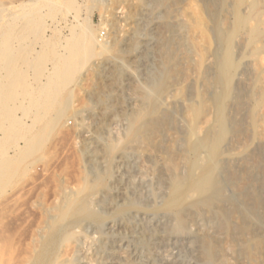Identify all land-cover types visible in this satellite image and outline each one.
Masks as SVG:
<instances>
[{
	"label": "bare ground",
	"instance_id": "bare-ground-1",
	"mask_svg": "<svg viewBox=\"0 0 264 264\" xmlns=\"http://www.w3.org/2000/svg\"><path fill=\"white\" fill-rule=\"evenodd\" d=\"M22 1L23 3L18 4L17 7L19 8L18 14H10V22L0 25V67L8 73L7 76L0 73V128L5 125L6 119L10 125L15 123V119L11 116L13 109L11 110L12 106L10 107L9 103L18 94L16 92L18 84L16 79L20 75L22 76V74L16 76L15 68L36 67L39 69L44 65L46 53L43 50H36V55L32 56L31 59L32 49H27L21 45V41L30 35L35 36V39L42 43L41 45L45 44L42 34L44 31L43 14L36 3L47 2L52 13L56 9L55 2L58 0ZM66 1L67 6H71L73 1ZM165 2L166 0H128L126 6L120 5L119 8L122 9V12L110 26L109 40L104 42L98 41L89 18H84L82 22L76 20V24L72 25V28L70 27V35L66 38L64 45L66 54L61 53L54 59V67H60L62 70H64L63 68H70L71 73L68 76L65 73L64 77L74 78L75 70L84 65L96 52L106 51L108 47H116L117 49L116 52L114 51L115 53L110 55L113 57L111 62L114 61L113 66H111L113 67L114 80L109 81L113 82H110L111 84L108 86L100 85V87L89 84L88 93L91 94L95 103H99L104 110H107L105 117L108 120L114 123L119 117L126 120V128L123 131L124 134L122 133L124 137L122 136V140L111 137L112 139L107 143L105 142L106 144L102 148L99 146L100 137L99 140H95V145L84 142L81 152L84 154L86 168L82 171L80 169L79 173L77 172V180L76 177L74 178L76 183L70 186L63 180L64 177L59 180L58 195L53 197L54 200L49 205L47 202L45 203L47 205L44 207L45 211H41L42 220L35 225L36 227L33 225L34 228L28 236H26L27 233L23 232L22 234V231L20 232L23 237L25 234L26 238L19 237L18 232L19 236L14 234L5 240H3L5 236H2L3 241L0 239V264H212L213 258L217 259L220 254L218 251H216L218 254L214 251L216 246L209 236L210 233L208 234L210 230L207 233L205 231V235L204 232L200 233L201 228L200 232L192 230L189 227L190 224H186L188 218L185 219L186 215L180 209L190 198H198L199 196L205 197L202 202L206 205H212L217 201L216 203L221 207L219 211L222 215V218L219 216L222 221L219 222L221 224L218 223V229L221 225L222 229H220L225 235L229 231L231 233L234 224L231 226L230 223H232L231 219H234L236 224L234 228L239 236L240 250H238V255L240 256V264H257L260 254L263 256L260 250V243L264 239L262 238L263 234L252 231L254 227L251 226L264 225V0H221L217 6L211 0H173L172 4H165ZM188 4L196 14L189 13L188 9L184 8ZM67 6L65 5V7ZM160 8L166 14L170 15L171 13V23H174L177 32L176 42L174 41L175 46L172 45V52L167 57L162 55L165 57L162 63L164 68H161L160 65L162 64H157L162 69L159 76L154 75V71L150 70L151 67L145 72L146 86L145 84L144 86L136 85L138 100L135 99L136 102L134 101L133 105L130 104L131 108L126 110L121 96L118 95L120 88V86L118 88V84L120 85L119 79H121L119 77L122 74V67H124L119 59L116 61L118 53L124 48V46H118L120 44L118 41L121 34H124L122 36H125V47L127 46L129 50L138 53L140 60L144 62V59L153 49L151 47L152 42L149 41L151 38L149 40L143 38L149 26L158 34L162 29L169 30L168 26L171 25H166L161 21L163 18L165 19L166 14L160 15ZM149 19L151 20L149 21ZM119 21L127 22V27L121 28ZM17 22H19V26L16 25ZM165 22L167 23L166 20ZM197 31L200 33L199 41L193 38ZM152 33L150 32L148 35ZM174 37L176 38V36ZM15 42L19 43L18 46L14 44ZM137 57L134 59L136 60ZM143 62L140 65L147 67L144 65H148V63L143 64ZM140 65L138 64V67H141ZM94 66L90 68L101 71L98 64ZM94 72L97 71L94 70ZM84 73L88 75L86 72ZM85 74L84 76L79 75L75 79V83L78 85H81L82 82L86 83L84 81ZM116 80L119 81L116 82ZM54 84L50 83L52 91ZM47 85L48 83L45 86ZM169 85H172V93L168 92L167 94V91L170 90H167ZM27 86L23 85L24 93L29 95ZM45 86L42 85L41 87L44 89ZM183 88L187 90H185V95V92L181 95ZM174 93L176 96L180 95V101L185 99L183 101V116L185 115L189 121L191 155H189L190 159H187L183 153L182 156L184 157L181 156L183 162L187 160L189 163L190 171L188 173L184 170L175 172L177 165L174 147L172 148L173 143H163L164 137L161 135L166 127L165 115L167 113H160V111L158 118L153 116L156 112L158 99L161 100V96L164 94H166L164 98L165 96H167L166 98L174 97ZM185 96L186 98H182ZM68 97H65L66 101L70 99ZM170 99L168 100L169 105L172 102ZM62 102L64 103L63 106L60 109H55V113L47 119L43 128L35 131H27L28 129L25 128L22 131L25 144L12 148L14 153L17 154L25 150L33 151L41 147L42 139L45 140L48 136L49 129L58 127L65 116L68 105L64 100ZM179 102L173 104L181 106ZM181 108L183 110V107ZM164 111L166 112V110ZM170 113L168 111V117ZM180 114L175 115L180 118ZM40 117L41 120L42 117ZM185 117L183 118L184 121L187 120ZM182 125L184 127V124ZM8 133L11 135V128ZM93 139H95L94 136ZM134 142L138 144L139 149H144L146 154L148 153L147 150L150 153L149 156H156L159 161L161 160L159 163L161 166L158 167L159 169L157 168L158 170L155 169V173H152L154 180L149 181L144 178L146 176L141 178L147 172L144 169L150 166L148 163V166L145 167L142 162L145 168L135 170V172L139 171L142 174L139 175L141 179L137 182L130 177L133 171L129 174V170L125 168L124 170L128 172V179L125 178V181L127 179V186L123 188L124 193L119 195L117 200H114L116 198L110 191L115 186L113 187L112 182H108L112 176L111 167L114 155L115 153H122L125 156L124 151L133 149L132 144ZM12 157L9 154L0 153V175L8 174L11 165L18 164L19 159ZM135 157L137 159V156ZM120 158L122 159V157ZM147 158L146 160L142 159V161H148ZM136 162L138 161H135L134 164ZM129 164L132 165L131 162ZM134 164L133 169L136 168ZM183 166L181 165L182 169ZM136 174L133 178H136ZM149 175L151 176V174ZM50 182L52 183L51 180ZM53 187H56L54 183ZM41 188L43 191V187ZM121 189L120 187L119 190L121 191ZM40 190L39 188L38 193H41ZM98 192H101V196L99 199L93 200V197L96 196L95 193ZM221 199H224V204L218 203L221 202ZM5 202L6 199L3 203ZM33 204L39 207L42 203L40 199L36 198ZM213 209L211 208V210ZM147 211L154 213L161 211L162 214L158 213V216L151 218L148 215L145 217L144 212ZM39 213L37 212V214ZM34 220L32 221L33 224L38 222V220ZM188 221L190 220L188 219ZM117 223H123L130 232L128 240L120 235L117 236L113 227ZM89 225L95 228L92 232L96 234L94 236L93 233H89L91 236H88L89 239L96 237L98 241L89 242L88 245H85L84 234L87 233L86 227ZM75 228L79 230L75 231ZM117 229L120 232V226ZM141 248L145 249L144 255L138 250ZM192 258L196 261H193ZM228 259L222 255L220 260L222 263H226Z\"/></svg>",
	"mask_w": 264,
	"mask_h": 264
},
{
	"label": "rangeland",
	"instance_id": "rangeland-1",
	"mask_svg": "<svg viewBox=\"0 0 264 264\" xmlns=\"http://www.w3.org/2000/svg\"><path fill=\"white\" fill-rule=\"evenodd\" d=\"M62 1H63V3H62ZM72 1L73 2L71 4V6H67L66 0H60V2H59V0L56 1L55 2L56 9L52 13L50 12L51 7L47 2H44V3L42 1L37 2L38 4L36 3V6L38 5V8L39 7L41 8L40 11H42V14H43L42 21H43V25H44L45 29L43 28L44 31L42 32V34L44 36L43 38H44L45 44L41 45L42 43H40V41L35 39V36L33 37V35H30L27 39H24L23 41H21V45H23L27 49L28 48L32 49V51H33L31 53L32 55L30 54L31 59L33 58L32 56L36 55V53H35L36 50L37 51L43 50V52H45L46 54H45L43 67H39V69L41 68L42 71L36 67H34V68L33 67H16L15 68V74L17 73L16 76H19V74H22V76L20 75L16 79V82H18L17 87H16V92L18 94H17L16 98L14 97L12 99V101H10V103H9V106L13 107V108L11 107V110L13 109L11 112V116L15 119V121H14L15 123H13L14 126H13V124L10 125L8 123V120L6 119L5 125L0 128V153L9 154L10 156H13L12 157L13 159L16 157H17L16 159H19L18 164L16 163V165L15 164L11 165V168H10L8 174L4 173L5 175L4 174L0 175V202L1 201L4 202L5 199L7 202V203L1 202V204L3 203V205L0 204L1 205L0 206V239L1 240L3 239L4 236H5V238L3 240H5L7 237H10L11 235H14V234L17 236H19V234H20L19 237H21L22 239L25 237L26 233H27L26 236H28L29 232L34 227H36L35 225H37L39 223V221L42 220V218H43L42 212L45 211L44 207L49 205L54 200L53 197L55 198L56 194L58 195L59 191L57 189V186H58L59 180H62V178L64 177L63 180L66 181L70 186H72L73 184L76 183V182H74V178L76 177V180H77V176H78L77 172L80 171V169L82 171L86 168L85 167L86 162L84 160V154L81 152L82 146H83L85 141H86L85 143H87V144L91 145V143H92V145H95L96 144L95 140L96 139L99 140L101 138L99 140V143H100L99 146L102 148V146L104 144H106L107 141H109L110 139H112V138L117 139L118 138V139L122 140V138L124 137V135H122V133L124 134L123 131H125V128H126V124H125L126 120L122 117H119L118 119H116L117 120V121H115L116 123L108 120L105 117L107 114V110L106 109L104 110L103 106L99 105V103H95L93 97H91V94L88 93L89 84L91 86L95 85L96 87H100V85L108 86V84L109 85L111 84L110 82H113V81H109V80H114V73L112 72L113 67H111L114 64L113 63L114 61L111 62V60H113L112 59L113 57H111L110 55L113 54L114 51L116 52V50H117L116 47H114V48L108 47V49L106 51L105 50H103V52L98 51L95 54H93L90 57L91 59L89 58L88 61H86L84 65L78 67L75 70L76 71L75 73L76 74L78 73V75L74 74V78H72V79L71 78L69 79L67 77L71 73L70 68L69 69H68V67L66 69L63 68L64 70H62V69H60V67L59 68L54 67V63H55L54 59H55V57H57L61 53L66 54V51H65L66 49H64V45H65L66 38L70 35V30L72 28L71 26L76 24L77 21L82 22L84 18H89L92 30H94L95 36L98 38L99 42L100 41L104 42V41L109 40L108 37L110 34V29H111L110 26L114 23L116 17L118 15H120V13L122 12V9H120L119 7L126 6L128 0H72ZM220 1L221 0H216V1L211 0V2L212 3L214 2V5H216V6ZM172 2H173V0H171V1L166 0L165 4H167V3L172 4ZM22 3H23L22 0H0V5H1L0 6L1 7L0 8V17H1V20H0L1 24L0 25H4L5 22H7V23L10 22V19H11L10 14L17 13L19 10V8H17L18 4L20 5ZM45 3H47V4L45 5ZM96 3L98 4V7L95 8V6H97ZM3 5L6 7V9ZM58 5H60V6H58ZM65 5L67 7H65ZM185 6H184V8L188 9L189 13L193 12L192 14H196V12L193 11L192 7L189 6V4L185 5ZM42 8H44V9H42ZM161 9L162 8H160V11H159V13H161L160 15H165L166 13L162 12L163 10H161ZM165 16H166L165 19L163 18L161 21H163V23L166 25L171 24L168 26L169 30L162 29L161 32L160 31L158 32V34L160 33L158 35L156 33V31L152 30L149 26V28L151 30L148 28L149 32L147 29V32L143 36V38H145L146 40L147 39L149 40L151 38L149 41L152 42V44L154 45V47H153V45L150 43L151 47L153 48V49H151L153 52L152 51L149 52L147 58L144 59L146 61V62L144 61L145 63L142 60H140L141 58L139 55H137L138 53H136L135 51L129 50V48H127V46L125 47V39H124L125 36H122L124 34H121V37L119 38L118 42L121 45L119 44L118 46H120V47L124 46V48L121 49L122 51L119 50L120 52L117 55L116 61H118V59H119L122 62V64H124V67H122V74H120V77H119L121 79L118 78L120 81L116 80V82H118V81L120 82V85L118 84V88L120 86V88H119L120 92L118 90V93H119L118 95L121 96V99L124 102V105L126 106V110H128V108L130 107L129 106L130 104L133 105V103H135L136 100H138V93H137L136 85H143L144 86V84H145V86H146L145 72L147 70H149V68L151 67L153 70L152 69H150V70L154 71V73H155V74L154 73L153 74L156 76L157 75L159 76L160 72H162V69L164 68V64H162L163 59H165V57H167V55L170 52H172V45H174L176 42L177 32L175 31L176 28L174 26V23H171L172 22L171 13H170V15L166 14ZM2 17L3 18L6 17V18L3 19ZM150 20L151 19H149V21ZM165 20L167 21V23L165 22ZM168 21H170V22H168ZM119 23H121L120 24L121 28L125 29L127 27V25H126L127 22H124V21L120 22L119 21ZM16 25L19 26V22H17ZM170 26H171V28H170ZM76 27H78V26H76ZM75 29H77V28H75ZM152 31H154V32L152 33ZM150 32L152 34L148 35V33H150ZM164 32H166V33H164ZM154 34H156L157 36ZM161 34L162 35L164 34L163 37ZM174 36H176V38ZM153 37H154V39H153ZM155 37H157V38H155ZM193 38H195L197 41H199L200 33L197 31L194 34ZM155 39H156V41H155ZM163 41H164V43H163ZM157 42H158V44H157ZM14 44L16 46H18L19 43L15 42ZM155 45H157V47H155ZM42 46H43V48H42ZM123 49H124V51H123ZM164 52L167 54H165ZM54 54H55V56H54ZM150 54H151V58H150ZM163 54L165 57L164 56L162 57ZM53 56H54V58H53ZM136 56H138L137 57L138 59L136 58V60H135L134 57H136ZM137 60H138V62L136 63ZM97 61H98V63H97ZM142 62H143V64L148 63V65L147 64L144 65V66H147L148 69H147V67H142L140 65V63H142ZM156 62H158V63H156ZM33 63H34V61H33ZM95 63L98 64V67H100L101 71L100 70L98 71L97 69H94V68L93 69L90 68L91 66L96 65ZM111 63H112V65H110ZM138 64L141 67H138ZM157 64H159V65L162 64V65H160V66H162L161 67L162 69ZM16 70H18V71L16 72ZM79 70L81 73L78 72ZM94 70L97 72H94ZM39 71L41 72V75H40ZM61 71H62V73H61ZM63 72H64V74H63ZM82 72H83V74H82ZM84 72H86L88 75H86ZM99 72H100V74H98ZM131 72H133V73H131ZM0 73L3 76H7V74H8L1 67H0ZM38 73H39V75H38ZM65 73L67 75L66 77H64ZM156 73H158V74H156ZM84 74L86 75L85 79H84V81H86V83L82 82L81 85L76 84L75 79L78 78L79 75L84 76ZM57 76H59V77L57 78ZM111 76H113V77H111ZM133 76H135V77H133ZM20 77L23 81L20 79ZM51 78H53V79H51ZM66 80H68V82H66ZM87 80H88V82H87ZM49 81H51V82H49ZM23 83H25V84H23ZM44 83H46V84L48 83V85L45 86L46 84H44ZM50 83L51 84L55 83L54 84L55 86L53 85L54 86L53 91H52V85H50ZM61 83H64V84H61ZM128 83H129V85H128ZM183 83H185V82H183ZM41 84L43 86H45L44 89L41 87L42 86ZM23 85H26V86L28 85L27 89L29 91V95H26L24 93L25 90H24ZM48 87H50V88H48ZM171 87H172V85L171 86L169 85V87L167 88V90L168 89L171 90V91L170 90L167 91V94H168V92L172 93ZM32 88H33V90H32ZM188 88H189V86H188ZM183 89H181L182 90L181 95L186 90V89H184V90ZM30 92H32V93H30ZM40 92H41V94H40ZM44 92H45V94H44ZM185 94H186V92L184 93V95ZM39 95H41V96H39ZM164 95H166V94H164ZM164 95L161 96V100H160V98L158 99L157 105H156V112L153 114V116H154V118H158V115H160L159 114L160 111H161L160 113H164V114L165 113L168 114V111H169V113L171 111H173L170 113L172 115L171 117H170V114H169V117L167 114L165 115V118H166L165 119V122H166L165 128L167 129V131L164 128L163 134L161 136L164 137L162 139L164 141L163 142L164 144L171 142L174 145V146L172 145V148L174 147L173 151L175 154L174 155L175 156V163L177 165V169H175V172L184 170L186 173H188L190 171L189 163L187 162V160H184V162H185V164H184L183 159L181 158V156L183 154H185L187 159H190L189 155H191L190 145H189V141H190L189 121H188L187 117H185V115L183 116V114H184V102L183 101L185 99L180 101V99H181L180 95L176 96V93H174V97L169 96L171 99L166 98L167 96H165V98H164ZM67 96H69L68 98H70V99H67V101H66ZM36 98L39 100V102ZM182 98H186V96L182 97ZM169 99H170V101H172L170 105H169L170 102H168ZM173 99L175 100L174 102H177V103L180 101L179 104H181V106L178 105L180 108L177 105H176L177 106L176 107L173 104L174 103ZM62 100H64L66 102V105H68V106H66L67 110H66L65 116L60 121L58 127H56L55 129H49L48 136L45 138V140L42 139L41 147H38L33 151H29V150L26 151L25 150L23 152H18L17 154L14 153L13 152L14 147L24 146V144H25V142H24L25 139H23L24 137L22 136V133H23L22 131L25 128L28 129L27 131H29V130L35 131L36 129H40L41 127L43 128V126L46 124L47 119H49L50 116H52L55 113V111H56L55 109H57V108L60 109L63 106L64 103L62 102ZM162 100H163V102H162ZM35 101H36V103H35ZM58 103H60V104H58ZM167 103H168V106H170L169 108H167L168 107ZM181 107H183V110ZM164 110H166V112ZM175 114L176 115L180 114V118L178 116H176ZM40 116L42 117L41 120L39 119ZM177 117L179 118V120H177L178 119ZM181 117H182V119H181ZM184 117L187 119V120L185 119L187 122L183 120ZM122 119H124V120H122ZM168 120H170V122H167ZM170 123H171L172 127L170 126ZM182 124H184L185 128L183 127ZM9 126H11V127H9ZM10 128L12 129L11 135L8 133ZM168 131H170V132L168 133ZM93 136L95 139H93ZM180 141H181V143H180ZM174 142H175V144H174ZM134 143L132 144V146L134 147L133 149L125 150L126 152L124 151L125 156L122 153H115V155H114L112 167H111L112 168V176L108 179V182H110V183L112 182L113 187L115 186V188L110 191L111 194L113 195V197L116 198L114 200H117L119 198V195L124 193L123 188H125L127 186L128 172H126L124 170L125 168H126V170H129V174H131L130 173L131 171L134 172V173L132 172L133 175L131 174L130 177L132 178V180L137 182V180L139 181L144 176H146V177H144L146 180H149V181L154 180V177H152V173H155L156 172L155 169H157L158 167L161 166L159 164L161 162V160L159 161L156 156L155 157L149 156L150 155L149 151L146 150V152H148L146 154L144 152L145 151L144 149H143L144 151L139 149L140 147H138V144L135 143V145H134ZM181 144H182V146H181ZM180 146H181V148H180ZM100 147H98V148H100ZM137 147H138V149H137ZM2 148H3V150H2ZM178 149H179V151H178ZM181 149H183V150H181ZM144 154H145V156H144ZM20 156H21V158H20ZM135 156H137V159ZM146 156L150 159H148ZM120 157H122V159ZM138 157H139V159H138ZM176 157H178V158H176ZM182 157H184V156H182ZM146 158L148 161H145ZM132 159H134L135 161H138L140 163L136 162L134 164L135 161ZM142 159H145V160L142 161ZM180 160H181V163H180ZM129 161L132 163V165L131 164L128 165V163H130ZM151 161H153V163H151ZM142 162L145 165V167H147L148 163H149V165L151 166V167L149 166V168H151V169L145 168L144 165L142 164ZM133 164H134V166H136V168L134 167L135 169L132 168ZM138 164L140 165V167ZM179 164H181L182 166L184 165L183 169H182L181 165H179ZM139 168H143V169L145 168L144 170L147 171V172H145V175L141 176L142 174H140L139 171L135 172V170H138ZM124 171L126 172V175H125ZM137 172L139 173L138 175L136 174ZM66 173H67V175H66ZM148 173L151 174V176ZM134 174H136V178H133ZM139 175L141 176V178ZM125 178H127L126 181H125ZM50 180L52 181V183L50 182ZM41 182L45 183V184L43 185ZM53 183L56 187H53ZM123 183H124V185H123ZM40 184H41V186H40ZM30 185H33V186H30ZM41 187H43V191H42ZM120 187L122 188L121 191L119 190ZM39 188L41 189L40 190L41 193L39 192L40 194L38 193ZM117 190H119V191H117ZM51 192H53L54 195ZM37 194H38V196H36ZM95 194H96V196L95 195L94 196L96 197V199H94L95 197H93V200L99 199V197L101 196V192H98ZM50 196L52 197V199ZM8 197H9V200H8ZM31 198L32 199L34 198V199L32 200ZM36 198L40 199V202L42 203L41 206H39V207L35 206L33 204V202L35 201ZM204 198H205L204 196H199L198 198L192 197L185 204H183L180 207V209H182L184 214L186 215L185 219L188 218L190 220V221H188V219H186L187 220L186 224L187 225L190 224L189 227H191L192 230L194 229L195 232H196V230L200 232V228H201L202 230L200 233L204 232V235L207 233V231L210 230V232H208V234L210 233L209 236H210V238H212V241H213V243H215L214 245L216 246L215 247L216 250H214V251L216 254H218L216 251H218L220 254V256L218 255L217 259L213 258L212 264H220V263L221 264H229V263L230 264H236V261H237V264H240V256L238 255L239 254L238 250H240L239 249L240 246L238 245L239 236L237 234V231L234 228V227H236L235 226L236 224L234 223L235 221H233L234 219H231L232 223H230V225L234 224L233 226L231 225L233 227V229L231 227L232 230L230 229L231 233L229 231L228 234L225 235V233L221 230L222 229L221 225H220L221 229L220 228L218 229L219 224H221L219 222L222 221V220H220L222 218V215L219 211V208H221V207L218 206V204L216 203L217 202L216 200H215L216 202L214 201L215 202L214 204L206 205L204 202H202V201H204ZM223 200L224 199H221V202H218V203L222 204ZM29 202H31V203H29ZM46 202L48 203L47 205H45ZM42 205H44V206H42ZM188 205L192 206L193 208L189 207ZM220 206H222V205H220ZM20 207H21V209H20ZM210 207L212 209L214 207V209H213L214 211L211 210ZM3 208H4V210H3ZM191 211H193V212H191ZM17 212H18V214H17ZM37 212H40V213L37 214ZM160 212L154 213L152 211H147V212H144L145 213L144 215H145V217L150 216V218H151V217H156V215L158 216L159 214H162ZM218 214H220V215H218ZM37 215L38 216L40 215V216L38 217ZM35 216H37V217H35ZM34 219L38 220V222ZM33 220L36 221L35 224H33L34 222L32 223ZM190 222H192V223H190ZM33 225H34V227H33ZM122 225L125 227V225L123 223L114 224L113 227L115 229V232L117 233V236L120 235L121 237H124V239L128 240L129 239L128 236L130 235V232H128L127 228L126 227L124 228ZM91 226L92 225H89V227L85 226L88 229V230H86V228H85V230L87 232L84 234L85 235V237H84L85 245H88L89 242H93V241L97 242L98 241V239L96 240V237H94L93 239H91V238L89 239V237H91L90 234L93 233L92 230L93 229L95 230V228L93 226L92 227ZM119 226L121 228L120 232H119V229H117V228H119ZM28 227H30V228H28ZM189 227H188V229H189ZM251 227L252 228L254 227L253 228L254 230L252 229V231L259 233V234H263L262 238H264V225L261 226L258 224V226L255 225V226H251ZM78 230H79L78 228H75V231H78ZM216 230H219L221 232L216 231ZM21 231H22V234H23V232L25 233L24 237L20 233ZM205 231H206V233H205ZM10 232H11V234H10ZM17 232L19 234H17ZM211 232H212V235H211ZM230 234L233 235L232 237L234 239L231 237ZM93 235L96 236V234H94V233H93ZM117 236L115 235V237H117ZM263 240L260 243V247L262 248V249L260 248V250H261V253L263 254V256H261V254H260V257L258 259L259 262H257V264H259V263L264 264V241ZM227 241H228V243H227ZM230 241H231V243H230ZM217 242H219V243H217ZM219 244L222 246V248ZM226 245H228V246H226ZM223 248H225V249H223ZM138 250L141 252L142 255L145 254L144 248H141V250L140 249H138ZM224 250H226V251L223 253ZM222 255H225L226 259L229 258L226 263H224V262L222 263V260H220ZM192 260L196 261V260H194V258H192ZM219 261H221V262L219 263ZM238 261H239V263H238Z\"/></svg>",
	"mask_w": 264,
	"mask_h": 264
}]
</instances>
